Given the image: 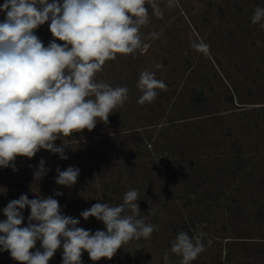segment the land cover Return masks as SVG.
<instances>
[{
  "label": "rangeland",
  "instance_id": "1",
  "mask_svg": "<svg viewBox=\"0 0 264 264\" xmlns=\"http://www.w3.org/2000/svg\"><path fill=\"white\" fill-rule=\"evenodd\" d=\"M167 2L157 0L162 19L146 4L142 46L117 54L96 73L97 81L129 89L106 124L61 135L54 144H65L66 160L41 149L32 158L18 156L16 171L0 167V221L7 204L22 194L52 196L63 215L80 221L77 227L106 231L102 221L80 213L97 202L119 205L137 189L140 216L159 230L150 240L123 245L111 260L94 262L84 251L82 264H165L166 251L168 264H180L170 251L180 231L205 234L206 251L191 264H264V28L251 22L264 0H175L171 8ZM5 18L0 11V22ZM49 24L34 30L45 47L55 39ZM193 40L208 44V54L194 50ZM146 69L167 89L140 105L136 85ZM41 159L48 171L35 181ZM69 166L80 169L76 184L57 185L56 169ZM22 213L25 227L30 209ZM36 250L43 251L40 241L30 251ZM62 254L61 246L48 264H62ZM0 264L20 262L10 256Z\"/></svg>",
  "mask_w": 264,
  "mask_h": 264
},
{
  "label": "clouds",
  "instance_id": "2",
  "mask_svg": "<svg viewBox=\"0 0 264 264\" xmlns=\"http://www.w3.org/2000/svg\"><path fill=\"white\" fill-rule=\"evenodd\" d=\"M174 2L168 0L166 7ZM146 4L153 15L163 18L157 0H5L0 6L6 13L0 22V167L16 171L12 162L18 156L32 158L41 149L66 160L65 144H54L61 135L92 131L98 121L106 124L109 115L124 105L129 89L97 81L95 75L107 60L132 54L142 46L140 29L149 23ZM48 21L55 39L45 47L34 30ZM251 22L264 28V7L254 9ZM57 39L64 44L56 43ZM191 47L204 54L209 51L203 40H193ZM136 87L141 93L140 105L153 102L158 89H167L147 69L140 73ZM47 171L41 159L34 180H41ZM56 172L55 183L66 187L74 186L80 175V169L72 166ZM54 195L62 193L54 191ZM138 200V190L130 189L119 205L97 202L82 211L84 220L95 217L105 225L106 231L92 233L77 227L78 219L63 215L52 196L29 199L22 194L3 209L6 220L0 221V251H9L20 264H48L61 246L62 264H82L84 251L94 262L111 260L123 245L141 238L150 240L159 230L140 216ZM26 207L30 209L28 224L21 227ZM204 236L180 231L171 241L170 251L181 258L180 264H191L206 251ZM37 241L43 251H30ZM212 243L209 239L207 247ZM163 259L168 264L167 251Z\"/></svg>",
  "mask_w": 264,
  "mask_h": 264
},
{
  "label": "trees",
  "instance_id": "3",
  "mask_svg": "<svg viewBox=\"0 0 264 264\" xmlns=\"http://www.w3.org/2000/svg\"><path fill=\"white\" fill-rule=\"evenodd\" d=\"M0 235H3V233H0ZM10 257L9 251H0V258L1 259H7Z\"/></svg>",
  "mask_w": 264,
  "mask_h": 264
}]
</instances>
